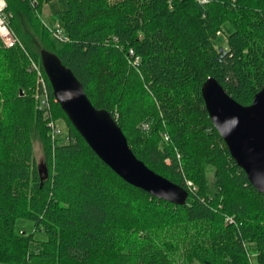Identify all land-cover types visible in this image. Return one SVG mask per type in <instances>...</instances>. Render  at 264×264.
Wrapping results in <instances>:
<instances>
[{"label": "trees", "instance_id": "trees-1", "mask_svg": "<svg viewBox=\"0 0 264 264\" xmlns=\"http://www.w3.org/2000/svg\"><path fill=\"white\" fill-rule=\"evenodd\" d=\"M49 1L5 0L16 42H0V264H264V195L230 157L200 95L214 78L251 103L264 80V0H65L59 46L39 17ZM41 49L110 113L137 159L187 191L183 206L101 162L44 75L60 127L51 138L33 99L30 61L42 70Z\"/></svg>", "mask_w": 264, "mask_h": 264}, {"label": "water", "instance_id": "water-1", "mask_svg": "<svg viewBox=\"0 0 264 264\" xmlns=\"http://www.w3.org/2000/svg\"><path fill=\"white\" fill-rule=\"evenodd\" d=\"M39 60L55 102L101 162L125 183L159 200L178 206L186 203L187 191L134 156L110 113L91 104L80 82L54 53L41 49ZM200 95L230 157L264 195V80L248 105L236 102L214 78L201 85Z\"/></svg>", "mask_w": 264, "mask_h": 264}, {"label": "built area", "instance_id": "built-area-1", "mask_svg": "<svg viewBox=\"0 0 264 264\" xmlns=\"http://www.w3.org/2000/svg\"><path fill=\"white\" fill-rule=\"evenodd\" d=\"M194 1L204 6L208 3L209 0ZM9 17L10 13L6 11L5 0H0V42L6 48L12 47L16 42L8 27ZM50 34L55 40L59 42L67 41V37L63 34L59 26L50 31ZM221 35V31L216 32V36ZM129 53L132 54V50H129ZM30 69L35 71L37 79V87L35 92L33 93V99L35 101L36 107L43 112L44 118L47 120L46 123L47 127L49 128L50 136L53 139L60 134V127L58 126V122L56 120H53V118L51 117V98L47 90L46 79L44 77L43 71L34 61H30ZM53 101L55 100L53 99ZM162 138L164 141H168L167 133H163Z\"/></svg>", "mask_w": 264, "mask_h": 264}, {"label": "rangeland", "instance_id": "rangeland-1", "mask_svg": "<svg viewBox=\"0 0 264 264\" xmlns=\"http://www.w3.org/2000/svg\"><path fill=\"white\" fill-rule=\"evenodd\" d=\"M64 9L65 0H51L43 5L39 17L41 23L46 27L48 31H52L54 28L60 25V14ZM229 29V26L226 25L224 31L222 32V35L217 36V39L213 42L215 47L224 48L226 46L225 34L229 31ZM51 39L56 46H59L61 44L53 37H51ZM33 47H35V45H33ZM33 146L39 174L41 177H44L46 172L44 165V157L42 154L40 143L36 136L33 140ZM17 225L21 226L20 229L25 230L26 232H31L33 229L32 223L28 221H18Z\"/></svg>", "mask_w": 264, "mask_h": 264}]
</instances>
